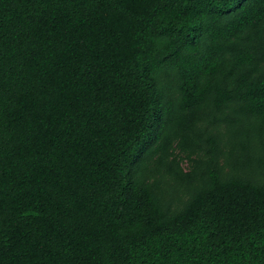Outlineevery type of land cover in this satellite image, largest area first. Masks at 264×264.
I'll list each match as a JSON object with an SVG mask.
<instances>
[{"label":"trees","instance_id":"16d2710c","mask_svg":"<svg viewBox=\"0 0 264 264\" xmlns=\"http://www.w3.org/2000/svg\"><path fill=\"white\" fill-rule=\"evenodd\" d=\"M0 264H264V0H0Z\"/></svg>","mask_w":264,"mask_h":264}]
</instances>
